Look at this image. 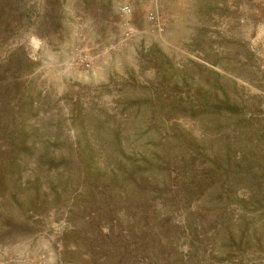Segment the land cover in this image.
<instances>
[{"label":"rangeland","instance_id":"374dc122","mask_svg":"<svg viewBox=\"0 0 264 264\" xmlns=\"http://www.w3.org/2000/svg\"><path fill=\"white\" fill-rule=\"evenodd\" d=\"M0 264H264V0H0Z\"/></svg>","mask_w":264,"mask_h":264},{"label":"built area","instance_id":"2783aa9c","mask_svg":"<svg viewBox=\"0 0 264 264\" xmlns=\"http://www.w3.org/2000/svg\"><path fill=\"white\" fill-rule=\"evenodd\" d=\"M121 11H128V8H127V6H122L121 7ZM78 62L82 65V66H84V67H88V61H87V59H86V57L84 56V55H82L81 57H79L78 58Z\"/></svg>","mask_w":264,"mask_h":264}]
</instances>
